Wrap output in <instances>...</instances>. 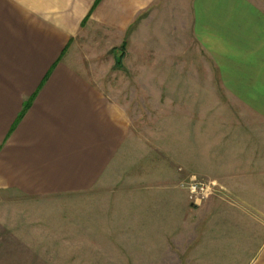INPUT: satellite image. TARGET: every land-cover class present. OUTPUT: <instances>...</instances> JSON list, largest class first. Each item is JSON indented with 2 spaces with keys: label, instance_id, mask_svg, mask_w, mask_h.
I'll use <instances>...</instances> for the list:
<instances>
[{
  "label": "crops",
  "instance_id": "0c3cea01",
  "mask_svg": "<svg viewBox=\"0 0 264 264\" xmlns=\"http://www.w3.org/2000/svg\"><path fill=\"white\" fill-rule=\"evenodd\" d=\"M195 36L208 62L212 57L227 95L246 107L255 125L264 123V0H0V264H175L179 232H185L187 247L194 244V224H178L177 209L118 206L119 201L91 205L80 199L121 178H179L172 165L178 157L168 161L161 143L136 138L129 110L103 88L109 84L95 72L107 52L122 59L135 54L133 67L153 72L143 85L173 93L193 74L187 55ZM82 47L90 52L78 51ZM150 55L149 62L145 56ZM202 67L208 82L210 64ZM171 99H165L168 123L175 126L187 111L180 114L178 101ZM209 117V110L203 112L201 173L219 178L246 203L242 200L256 197L253 190L264 178V128L260 124V132L254 127L247 135L238 124L219 123L214 143L205 128ZM192 140L169 146L187 152L190 168L199 162H194ZM146 150L150 158L130 161ZM115 195L116 201L124 198L123 190ZM53 202L67 209L59 222L30 216L33 206ZM230 226L220 223L217 231ZM99 229L106 234L102 241L94 238ZM115 229L121 235L112 238ZM233 240H217L216 246ZM135 246L140 250L131 253ZM111 247L122 249L115 254ZM151 247L155 253L146 254ZM97 248H106L105 253L97 254ZM204 248L185 262L209 264ZM244 263L264 264V235Z\"/></svg>",
  "mask_w": 264,
  "mask_h": 264
},
{
  "label": "rangeland",
  "instance_id": "374dc122",
  "mask_svg": "<svg viewBox=\"0 0 264 264\" xmlns=\"http://www.w3.org/2000/svg\"><path fill=\"white\" fill-rule=\"evenodd\" d=\"M192 41L194 48L192 55H187V62L193 63V74L189 77V80L185 82L186 84L184 86L174 89L173 93L168 87L158 88L152 84L147 86L143 85L146 78H152L153 72L136 70V68L133 67V64L137 63V55L135 54L127 55V58L122 59L121 54L117 52H113L112 54L107 52V54L101 57L103 64L100 65L99 70L95 72L106 81V84H109L103 86V88L111 94L115 100L119 103H123L125 108L129 110L131 118L135 120L136 138L144 143H161L162 148L160 153L163 158H166L168 161L171 159L170 156L178 157L176 160L177 162L173 161L172 165L179 173V178H169L166 182H156L154 178H121L118 183L115 182L112 185L109 183V185H99L95 195L92 197L84 196L80 200L87 203L90 202L91 205L106 206L113 205L119 201L120 203L118 202V206L177 209L179 212L177 219L178 224L185 225L186 222H192L194 224V231L192 232L194 244L187 247L185 242L186 237L184 236L185 232H179L182 237L178 239L182 244L179 243L180 246L176 248V251L181 261L178 260L175 264H187L185 262L186 256H189L191 252H195L196 254V250H202V244L206 246L204 250L205 254L210 258L209 264H245L244 262L250 257L264 235V182H261L264 178L263 180L258 179L256 186L258 191L255 192L253 190V193H256V197L254 196L252 199L245 198L242 202L245 201L246 203H240L235 198L233 191L225 187V185L220 182L219 178L208 177L201 173L199 156L201 155L202 114L209 110L210 117L207 118V120L210 125L205 126V128H207L206 132L210 134L214 143L218 141L219 123L222 125L224 122L238 124L242 129V133H246L247 135L253 132L251 130H253L254 127L260 132V127L262 125V128H264V123L257 121L255 125L253 118L245 113L247 111L246 107L227 95V92H225L218 81L212 57L210 56L208 62V55L205 53L206 51L201 48L200 42L196 36ZM180 44L184 45L182 42ZM200 48L203 49V51ZM89 49L82 47L79 48L78 51L88 53L90 52ZM183 57L184 55H179L180 60ZM88 58H90L89 55H87L86 66L90 64ZM145 58L150 62L153 56H145ZM207 63L210 64L208 82L202 77L203 74H206V70L204 69V71H201V68H203L202 66L205 67ZM131 66L133 68H131ZM160 91L162 92V106L158 107L159 104H155V101L158 103L157 100L161 93ZM180 95H183L181 96V100ZM165 99H167L166 101H170V99L178 101L175 105L178 107V112L180 114L183 113L180 109L187 111L185 119L177 120V123L175 122L176 120L174 121L176 124L175 126L172 122H170V125L168 123L170 108L169 103L165 102ZM225 114H228L227 117L230 116L229 119H225ZM187 123L188 125H186ZM190 123L193 125V130H190ZM183 127H188L187 130L192 132L186 134ZM221 130H223V126ZM189 139H193L192 141L195 142L193 145L195 149L193 150L194 162L199 160L197 165L192 168L185 164L187 154L185 150L178 149L175 151L169 149L170 144H176L177 146L181 144L185 145V143H187L186 141H189ZM138 154H140V156H138ZM150 155L148 150H146V152L139 151L136 155L132 154L130 156V161L132 162L135 159L136 161L138 159H148L151 157ZM193 175L198 180H214L221 187L207 197L194 201L189 197L185 188L186 182L190 176ZM137 180L139 182H137ZM119 190H123L124 198L122 199V195H120V198L116 201L115 197L119 195H115V193ZM124 190H127L130 194L126 195ZM260 193L262 196H260ZM257 196H259V198H257ZM53 200L58 203L60 202V199ZM235 206L237 209H235ZM31 209L30 216L42 219L44 222H59L63 217L62 212L67 210L63 209L55 202L38 204ZM224 213L225 215L223 217ZM138 215L143 216L145 219L146 217L152 216L142 213ZM130 217L133 216L131 215ZM164 217L165 216H163V218ZM223 222L231 225L229 227L231 229L230 231H217L218 225ZM239 225L243 226L245 230L235 229V227ZM251 225L257 228L256 231L250 230ZM111 232L113 234L112 238L113 236L119 237L121 235V232L116 229ZM105 236L106 234H103V231L99 229L97 230V234L94 235V238L102 241V238H105ZM225 238L234 240L230 242L231 245L227 243L224 246H216L217 240ZM244 241L246 242V246L239 247ZM83 249L85 250V248ZM97 249V254L101 255H103L106 250V248H102V250L101 248ZM109 249L113 250L116 254V250H121L122 248L111 247ZM139 250V247L136 246L130 248L131 253ZM155 250L157 249L154 247L148 248L146 249V254H154ZM162 250L168 252L169 248H162ZM85 257L86 256L83 255V258ZM194 264L204 263L197 262Z\"/></svg>",
  "mask_w": 264,
  "mask_h": 264
},
{
  "label": "built area",
  "instance_id": "2783aa9c",
  "mask_svg": "<svg viewBox=\"0 0 264 264\" xmlns=\"http://www.w3.org/2000/svg\"><path fill=\"white\" fill-rule=\"evenodd\" d=\"M219 187L221 186L214 180H198L194 175L190 176L185 184V188L189 197L194 201H198L207 197L208 195L215 192Z\"/></svg>",
  "mask_w": 264,
  "mask_h": 264
}]
</instances>
